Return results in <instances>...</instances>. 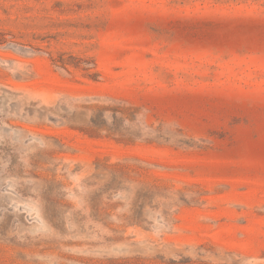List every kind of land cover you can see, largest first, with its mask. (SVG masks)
Listing matches in <instances>:
<instances>
[{"label":"rangeland","instance_id":"1","mask_svg":"<svg viewBox=\"0 0 264 264\" xmlns=\"http://www.w3.org/2000/svg\"><path fill=\"white\" fill-rule=\"evenodd\" d=\"M0 264H264V0H0Z\"/></svg>","mask_w":264,"mask_h":264}]
</instances>
